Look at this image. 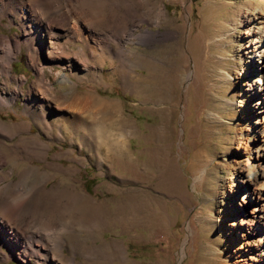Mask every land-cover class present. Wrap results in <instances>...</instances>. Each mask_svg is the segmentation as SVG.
<instances>
[{
    "label": "rangeland",
    "instance_id": "rangeland-1",
    "mask_svg": "<svg viewBox=\"0 0 264 264\" xmlns=\"http://www.w3.org/2000/svg\"><path fill=\"white\" fill-rule=\"evenodd\" d=\"M255 1L63 0L78 14L76 28L90 24L97 33L100 50L74 39L59 65L49 67L41 51L29 66V48L21 44L10 75H0L2 96L15 94L0 104V121L8 125L0 136V209L25 203L18 222L0 217L5 231L44 234L42 247L56 263L50 256L42 264H264V200L256 205L246 196L241 211L236 189L245 161L235 137L242 133L241 147L250 146L254 123L264 126V114L256 120L245 96L248 23L238 17ZM8 19L0 18L1 51L2 37L23 39L18 21ZM53 26L63 44L71 21L65 29ZM80 48L82 60L75 55ZM46 89L44 107L27 113V99ZM67 92V99H95L80 127L58 116ZM31 110L36 116L43 110L40 123ZM250 115L246 128L249 119L241 120ZM85 123L97 135L86 136ZM255 158L248 160L255 171L246 193L263 182L264 159L261 169ZM252 211L260 222L248 235L239 222ZM57 232L62 250L53 243ZM7 244L0 264H23L6 253ZM26 261L37 264L34 257Z\"/></svg>",
    "mask_w": 264,
    "mask_h": 264
},
{
    "label": "bare ground",
    "instance_id": "bare-ground-1",
    "mask_svg": "<svg viewBox=\"0 0 264 264\" xmlns=\"http://www.w3.org/2000/svg\"><path fill=\"white\" fill-rule=\"evenodd\" d=\"M62 4H63V0H51V1L50 0H0V18L3 16L8 17L9 24H14L15 22L13 20L16 19L18 21V22L16 21L18 28L23 33V39L21 40L20 44L10 42L8 38L2 37L3 38L2 40H5V43L4 45L1 44L4 47V51H1L0 49V75L1 76L10 75V71H9L10 61L12 58H14V54L20 50L21 44L26 45L29 48L28 55H27L29 66H32L34 64V60L39 56L41 51L44 52V55L46 54L49 67H51L52 65H59L60 64L59 57H61V54H63L61 50L64 48L65 44L67 45L71 44V42L74 39H76L77 41L79 40L84 41L85 44L84 43L83 44L85 48L91 49V46L88 45V43H90L97 50H100V48H98L99 43L98 41H96L97 33L92 31L91 25L83 24L84 26L80 25V28H76L75 27L76 24L79 23L78 14L75 15L72 12L74 10H72L70 5L68 4L62 5ZM89 6H90L89 3L84 4V7L88 11L91 10ZM52 8H53V11H52ZM23 9H25V12H23ZM257 15H259V17ZM238 17H242L248 21V22L246 21V23L248 24L246 26V30L244 33L246 43L244 45L243 53H242L244 56V60H245L244 67H243V73L247 77V81L245 82L246 95L245 94L244 95L250 98L249 103L252 106L251 112H252V115H256V120H257L258 115L264 114L263 112L264 111V85H263V81L261 80V77L264 76V48H263L264 44H262V46L260 44L261 39L263 37L262 35H264V0H256L255 2L249 3V7L247 9L243 8V11H240V14L238 15ZM251 17L254 19L255 25H256L255 27L256 30L254 33L250 32L251 23H252L251 22L252 20L250 19ZM45 19L46 21L43 22ZM69 21H71V27L66 31L65 41L63 44H58V42L56 41V38H57V35L60 33L55 30L57 28H55L53 25L58 24L60 27H62V29H65L67 22ZM238 22H240V20ZM86 26L88 28H86ZM258 28H261L262 31L259 30ZM36 41L37 43L35 45L34 43ZM259 48H262L261 52H259ZM75 55H78L79 58L82 60L84 59L85 53L83 49L80 48V51L76 52ZM39 66H40V69L36 70V74L39 77L38 79L43 80L44 69L41 67L42 63H40ZM6 89L4 90L5 92H6ZM47 90L48 89H46L43 93H39V96L35 94V97H30L27 99V102L30 105L29 107L28 106L25 107L26 108L25 111H27V113H28V110L34 106H37L39 110H41V108L44 107V103H45L44 97L49 96V94H51V92ZM2 94L3 93H1V90H0V104L2 105H7L15 100L14 93H8L6 97H3ZM68 95H71V93L67 92L66 94H64V97L62 99L63 101L60 104H58V108H60V110L62 111V113L58 116L61 119L68 122L71 126L74 125V126L80 127L79 122L81 120V116H83V114H88L89 116L87 115L86 116L90 117L91 107L93 106V104H95V102L93 101L95 99L88 97V96H81V97L74 96V97H71L70 99H67L66 97ZM241 97H244V96H241ZM42 112L43 110L40 111L39 116H36L31 110L30 118L32 120L33 119L35 120V118H37L40 123ZM247 119H249L248 123L245 122L247 121ZM244 122L246 123V128H249V124L253 122V120H251V115L248 118H244L241 120V123H244ZM257 125H259L258 121L254 123L252 130L249 132L253 136V140L251 141L250 139V146L245 145V147H241L242 140H243L242 133H239L235 137L236 141L239 144V148H242V151H238L240 152L239 158H242L245 161V164L242 166V168H239L236 171L237 173L236 182L239 183L236 189H238V192H237L239 194L238 198L241 197V201L239 205L241 211H243L244 206H246L245 205L246 196L250 197V199L256 205H260L261 201L264 200V193H263L264 174L261 175L263 179V182L260 185L261 187L259 189L255 187L257 191L255 192L253 191L252 193L251 192L246 193V190H243L244 187H248L254 184V178L253 179L250 178L252 173L255 171L254 166H251V165L249 166V163H248V160L250 159L251 155H253V153L255 154V157H256L255 160L257 161L256 164L259 168H261L259 159L261 158L264 159V126L263 125L257 126ZM7 127H8L7 124H4L3 122L0 121V136L1 137H4V135L2 134L3 129ZM23 131H27V130H23ZM82 131L88 137H93L94 135H97L98 133L94 131L89 125H87V123L84 124V129H82ZM249 133L247 134V136L249 135ZM248 137H246V140H249ZM29 154L31 153H28L27 156ZM1 165H0V168H1ZM233 172L229 173L230 177H232ZM1 177H2V172H0V179ZM4 188L5 186L0 189V201L3 196ZM234 191L236 190L234 189ZM22 201H23V198H19V199H15L14 202L19 204ZM22 207L20 206L17 209L14 205L11 204V202L8 201L7 203H5L4 210L0 209V217L2 219H5L8 224H10L13 221L18 222L24 217V212H23ZM253 212L254 211H252V214H251L252 216L250 218H247L248 220H246L245 218H242L239 222L240 227H242L243 225H247L246 233L248 235L252 234L249 231L250 225L257 226L256 223L260 222V216L256 218ZM235 218H239V215H235ZM67 227L71 228V225ZM51 229L53 228H50L48 230H51ZM23 234L24 232H19L18 230L15 232L13 231L6 232L4 223L0 221V247H3L2 246L3 242H7L8 244L4 247V249L6 250V253L8 255L12 256V254H15L18 260H20L23 264H27L26 259L29 257H34L37 260V264H42L44 263V261L49 262L50 260L48 261L47 259H50L49 258L50 256H51V259L55 262L54 253L50 255L49 251L42 247V246H46V240H45L46 237L44 236V234L40 233L39 231H35L32 233H26L27 235L25 234L23 235ZM248 235H246V237H248ZM53 243L58 250H62L63 248L62 237H60L59 234L57 235V238L54 240ZM0 260H4V258L0 257Z\"/></svg>",
    "mask_w": 264,
    "mask_h": 264
}]
</instances>
